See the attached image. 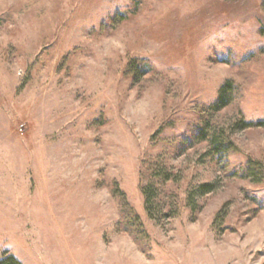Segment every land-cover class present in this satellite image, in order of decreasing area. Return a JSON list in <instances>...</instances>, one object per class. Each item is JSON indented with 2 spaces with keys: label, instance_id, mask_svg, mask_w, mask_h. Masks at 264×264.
I'll list each match as a JSON object with an SVG mask.
<instances>
[{
  "label": "rangeland",
  "instance_id": "374dc122",
  "mask_svg": "<svg viewBox=\"0 0 264 264\" xmlns=\"http://www.w3.org/2000/svg\"><path fill=\"white\" fill-rule=\"evenodd\" d=\"M261 122L264 0H0V260L264 264Z\"/></svg>",
  "mask_w": 264,
  "mask_h": 264
},
{
  "label": "trees",
  "instance_id": "16d2710c",
  "mask_svg": "<svg viewBox=\"0 0 264 264\" xmlns=\"http://www.w3.org/2000/svg\"><path fill=\"white\" fill-rule=\"evenodd\" d=\"M225 90H226V88L221 90V93L219 94L218 100L220 103L224 102V100H225L224 99ZM261 124H264V122H261ZM0 264H22V263L12 255H5L0 260Z\"/></svg>",
  "mask_w": 264,
  "mask_h": 264
}]
</instances>
